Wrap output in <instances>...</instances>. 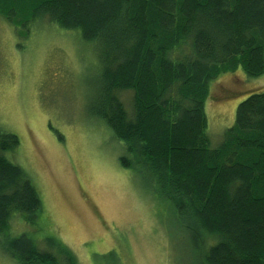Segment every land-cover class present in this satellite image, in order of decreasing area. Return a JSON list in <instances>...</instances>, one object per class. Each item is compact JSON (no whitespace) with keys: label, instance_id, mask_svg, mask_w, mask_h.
Masks as SVG:
<instances>
[{"label":"trees","instance_id":"trees-1","mask_svg":"<svg viewBox=\"0 0 264 264\" xmlns=\"http://www.w3.org/2000/svg\"><path fill=\"white\" fill-rule=\"evenodd\" d=\"M0 17L19 38L47 23L94 47L91 115L122 144L120 165L168 203L197 264H264V91L238 104L217 147L205 115L219 75L264 74V0H0ZM17 144L0 130V150ZM42 212L29 176L0 155L1 249L17 264H79L56 237L11 234L14 216L33 225Z\"/></svg>","mask_w":264,"mask_h":264},{"label":"rangeland","instance_id":"rangeland-1","mask_svg":"<svg viewBox=\"0 0 264 264\" xmlns=\"http://www.w3.org/2000/svg\"><path fill=\"white\" fill-rule=\"evenodd\" d=\"M95 49L78 31L41 23L26 38L0 17V130L17 138L0 150L35 186L42 214L20 216L11 234L58 238L79 264H197L167 202L146 180L123 168V146L91 115L99 85ZM264 91V74L219 75L205 102L207 135L217 147L235 122L238 104ZM130 110L131 93L120 95ZM0 264H17L0 247Z\"/></svg>","mask_w":264,"mask_h":264}]
</instances>
